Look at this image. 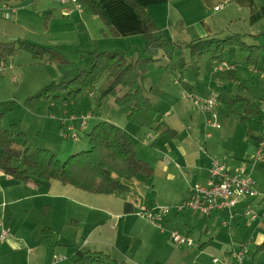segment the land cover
Listing matches in <instances>:
<instances>
[{"label":"crops","instance_id":"obj_1","mask_svg":"<svg viewBox=\"0 0 264 264\" xmlns=\"http://www.w3.org/2000/svg\"><path fill=\"white\" fill-rule=\"evenodd\" d=\"M135 1L143 6L158 34L176 44L173 68L166 67L168 62L160 63L159 55L163 56L162 53H158V60L150 64V71L154 69L158 78H164L172 84V91L166 93L161 87L155 93L152 83L149 94L143 88L153 106V95L165 97L159 105L164 104V108L169 111L163 114L168 120L164 123L172 129L173 137L147 129V132L153 131L162 138L160 144L156 145L157 141L153 136V145L161 149V159L153 164L154 168L150 166L153 169L151 175H139L129 183V191L121 194L87 192L57 181H51L47 186H37L32 182H19L0 170V231L9 228L8 236L0 240V264H49L54 256H63L54 264H72L79 250L101 252L128 264H223L225 260L234 262L231 251L239 242L244 243L247 249L243 264H264V248H260L264 241V158L258 162L253 161L257 145L264 141V73H257L247 66L245 55L242 70L246 73L247 85L239 81V65L233 59H211L208 66L209 78L200 75L199 70L189 64L190 61L185 62L180 58L183 65L179 66V61L174 60L177 48L188 50L186 43L200 37H223L240 33L244 35L245 41L253 40V37L264 31V0H230L222 8H216L220 0ZM7 3L10 4L9 0ZM56 3L58 8L44 10L43 22L42 11L35 10L32 4H17L11 14H14L18 25L4 24L0 29V37L4 39L6 36H17L39 45L55 47L62 52H78L79 64L87 61L90 63L91 52L107 49L122 50L131 60L146 56L143 52L146 24L127 0L97 1L107 24L83 3L81 11L70 1ZM66 8L71 10L68 16L63 15V9ZM86 9L100 19L106 30L100 29L97 33L91 30ZM36 21L39 22V27L33 30L30 23L35 25ZM76 32L83 34L82 39L69 36ZM15 59L16 57H11L4 63L5 66L8 64V68L4 75L0 74V92L8 85L7 88L11 87L10 92L17 94L28 83L29 76L18 71L17 65L22 62L16 64ZM217 62L231 64L232 74L227 75V69L214 70ZM51 68L48 75L42 77L43 83L67 75L63 74L66 70L54 71V68H59L57 65ZM190 68L192 75L186 80H181V76H178L180 83L170 74L175 69L189 71ZM14 74H18L17 78ZM215 76L217 82L213 80ZM13 79H16L14 86L10 83ZM108 83L107 79L105 86ZM177 85L180 96L189 100L196 108L195 113L200 114H190L191 122L187 125L180 123L176 128L174 125L177 121L172 113L176 109V89L173 86ZM182 91L203 97L215 95L213 113L220 127L206 125V116L191 99L182 96ZM233 91L236 93L232 95ZM31 92L32 90L24 92L23 99ZM237 94L246 96L255 104V116H247L239 104L229 102ZM222 95H225L224 108L230 107L236 113L237 106L241 108L242 112L238 113L237 120L230 119L229 116L225 119L219 114V99ZM89 96H93L92 91ZM5 99L0 98V103ZM75 101L44 102L37 109H43L44 112L48 108L53 111L48 112L49 117L56 118L54 120L59 123L62 134L66 126H71L76 133L88 127L89 130L96 123L95 114H86L89 116L83 119L85 115L81 114L80 109H75ZM186 105L187 103L182 102L178 109L181 110ZM99 117L100 120H105L103 116ZM247 117L250 119H246ZM110 122L117 124L115 121ZM130 131L127 134L124 130L128 137L130 135L138 139L136 144L133 142L136 152V148L140 146L138 129ZM147 135L148 133L145 134L146 137ZM78 147L80 146H75L73 151H77ZM144 157H149V154ZM213 159L225 164L231 174L244 169L254 180L258 193L251 201L257 212L254 219H249L244 213L247 203L244 198H240L229 211L224 209L209 215L193 212L188 208L177 209L189 197L190 187L205 181ZM149 180H152L151 187L158 184L162 189L164 186L168 194H160L155 202H149ZM157 205L168 206V212L160 214ZM149 208H153L154 216L162 229L140 215ZM45 227L50 231L49 242L40 238L41 230ZM173 229L189 237L197 246L175 243L170 234ZM191 231L193 234H190ZM213 258L218 261L213 262Z\"/></svg>","mask_w":264,"mask_h":264},{"label":"trees","instance_id":"obj_2","mask_svg":"<svg viewBox=\"0 0 264 264\" xmlns=\"http://www.w3.org/2000/svg\"><path fill=\"white\" fill-rule=\"evenodd\" d=\"M6 0H0V3ZM98 0H80L89 10L105 24L107 19L100 9ZM146 24L145 57L129 59L122 50H101L91 52V62L87 69H76L73 76L63 75L57 80L44 85L37 92L25 98L29 108L38 107L41 103L66 101L78 93L95 86L99 74L104 73L109 83L101 91L100 99L112 97L115 104L127 109V118L137 126L153 130L155 133L170 137L172 129L164 122L153 117L155 108L142 87V77L147 67L158 60V53L168 58L167 68H173V55L176 44L158 34L152 19L143 6L135 0H127ZM243 34L233 33L223 37L204 36L186 43L191 57L209 54L216 61L223 60L224 51L230 53V61L239 49L245 55V64L257 73H264V31L248 44ZM24 49L33 57V62L41 64L67 63L68 59L58 50L50 47H39L35 44L17 40L0 41V66L19 50ZM177 65H183L181 60ZM233 70L229 69L227 75ZM230 103L239 104L247 116H255V104L246 96L235 95ZM228 102V103H229ZM88 148L72 152L61 161L49 150L38 147L29 149L24 132L16 124L3 125V114L0 112V170L15 180L37 186L49 185L57 181L77 189L101 193L121 194L129 191V183L139 175L149 176L153 169L145 161L137 158L133 141L123 128L107 120L96 122L87 134ZM42 241L49 242L48 228L41 230ZM260 248H264V241ZM72 264H128L116 261L101 252L77 251Z\"/></svg>","mask_w":264,"mask_h":264},{"label":"rangeland","instance_id":"obj_3","mask_svg":"<svg viewBox=\"0 0 264 264\" xmlns=\"http://www.w3.org/2000/svg\"><path fill=\"white\" fill-rule=\"evenodd\" d=\"M78 1H79V3H81L80 0H78ZM9 2H10V4L7 3V0H6V1L1 2V4H0V29H2L3 25L6 23H9V24L14 23V25H18V23L14 19V14H11V9L16 8L15 6L17 4L19 5L21 3V4H23V6H26L27 4H32V6L35 10L42 11L41 22H43V16H45L44 10H46V8H49L50 10L58 8V3H56L58 1H55V0H9ZM7 8H9V16L6 18L4 16V13H5ZM85 11H86L85 13L88 14L89 20L91 21V23H90L91 27L90 28L92 31H96V33H97L100 29L106 30L105 26H103L102 22L100 21V19L98 17L93 15L87 9ZM36 19H38V16ZM30 27H33L34 28L33 30H37V28L39 27V22L36 21L35 25L30 23ZM69 36H73V37H77L79 39H82L83 34L81 32H79L77 34V32H76L74 34H70ZM2 38L3 37H0V41H7L10 39L17 40L19 37H17V36L8 37V36H6L4 39H2ZM24 41L30 42L28 40H24ZM260 42H261V40H259L257 42H253V40H251V41L246 40V43H248V44L260 43ZM30 43L35 44L36 46H39L42 48L49 46V45L43 46V45H39V44L33 43V42H30ZM53 48L58 50L55 47H53ZM58 51L67 57V59H68L67 63H61V64H57V63H54V64L35 63L32 60L33 57L30 54V52H28L24 49H19L14 53L15 56L13 55L12 57L13 58L16 57L15 63L16 62H22L19 65H17V66H19L18 71L23 73V74H26L27 77L29 76V80H28V83L26 84V87H23L21 89L20 93L19 92H17V94L11 93L10 92L11 87L9 86L7 88L8 85H6L4 89H2V92H0V96H1L0 98H6V99L0 103V112L3 114L4 126L8 127L11 124H16L24 132L25 142H26V145L29 149H36L38 147L45 148V149L49 150L50 152L54 153L59 160L64 161L65 159L68 158V156L72 152H75V151H73V150H75V148H74L75 146H80V147H78L79 149H77V151L84 150V149L88 148L87 134L92 127L89 130H88V128H89L88 127L85 130L83 129V130L77 131L78 136H79V138H77V139H70V138L63 137L62 129H61L59 123L55 122V120H54L56 118H50L49 117L48 112L52 113L53 111L49 110L48 108H46L44 112H43V109L38 110L37 107L29 108L24 103L25 99H23L24 92L32 90V92L29 93V95H31V94L37 92L38 90H40L44 85H46L47 83L52 81L51 80V81H48L46 83H43V79H42V77H44V76L46 77L48 75V73L51 71V69H52L51 66L55 67V65H57L59 67V68H54V71H57V70L61 71L62 70L64 72V70H66V72H64L63 74L66 73L68 76H73L76 69H80V68L87 69L89 67V64H90V63H88L89 61L81 63V64L78 63V61H79V58H78L79 53L78 52L68 53V51H65V52H62L60 50H58ZM140 55H142L141 52H140ZM89 56H90V59H92L91 54H89ZM222 57L224 59L229 58L230 53L228 51H224ZM159 58H160V63H167L168 62V59L164 56L159 55ZM180 58L182 60H184L185 62L190 61L189 64L194 65L199 70L200 75H204L207 78L211 77L209 70H208V66L211 62V58H210L209 54H201L198 56L191 57V54L185 48H181V49L177 48L174 60L176 62H178ZM243 58H244V53H242L239 49H236V54L232 59H233V61H235L239 65V70H238V72H240L238 75L239 81L242 82L243 84L247 85L246 73L244 72V70H242L244 67L242 65V59ZM10 59H11V57L8 59V61ZM90 62H91V60H90ZM156 65H158V64H156ZM150 67H151L150 65L147 67V71L145 72V74L142 77V87L147 89L146 93L149 94V86L151 85V83L154 84L153 90L155 93L158 90H160L161 87L164 89V91L166 93L169 90L172 91L170 89V86L172 84H169L168 82H166L164 78L163 79L161 77L158 78V76H157L158 73H156L154 71V69H152L153 71H150L151 70ZM0 68H1L0 74L4 75L5 74L4 71H7L8 64L6 66L4 65V68H3V65L0 66ZM72 70H74V71H72ZM52 72H53V70H52ZM170 74L172 76H174V78L177 80H179L178 76H181V80H183V79L186 80L189 75H192V72H191V68L189 69V71H183L180 69H175ZM13 76L15 78H17L18 74H14ZM34 77L36 78L35 80L33 79ZM59 78L60 77H58V79ZM171 79H172V77H171ZM47 80H49V79H47ZM106 80H107V78H106V75L104 73L99 74L97 79H96L95 86L92 89L83 90L80 93H78L74 98H70L68 100L73 101V102H74V100H76L75 104H74L75 109H80L82 115L94 113L95 114L94 115V117H95L94 121L96 120V122L100 120V118H101V117H99V115H100V116H103V118H105V120L117 122V124L119 126H121V128H123L127 134L131 133L130 129H133V128L138 129L137 134H138V137L140 140V146H139V148H136V150L138 149L136 151V156H137V158L145 161L146 163L149 162L148 163L149 166L154 168L153 164H155L157 160L161 159V156H160V150L161 149L159 146H156V145L160 144V141L162 139L161 136L154 134L153 131L147 132L146 128H143V127L137 126L134 123H131L127 118L126 107L119 106V105L115 104L112 97H104L102 99L99 98L101 91L105 88L104 86H105ZM199 80H200V78H199ZM213 80L215 82H217L216 76H215V78H213ZM15 81H16V79H13V81L10 82L11 85L14 86ZM206 81H207V79H206ZM179 83H180V80H179ZM173 87H174V89H176V92H175V97H176L175 98V101H176L175 108L176 109L173 111L172 114H173L174 120L177 121L176 125H174L177 128V126L180 125V123H183V125H187L188 122H191L189 120L190 114L191 115H198L199 112L195 113L196 112L195 106H193V104L189 100L184 99L183 97L180 96V94H179L180 90H179L178 85L173 86ZM90 91L93 92L92 97L89 96ZM234 93H236V91H233L232 95ZM224 96L225 95H222V97L219 99V102H220V107L218 109L219 114L225 119L229 116L230 119L237 120L238 119V113L240 114L242 112L241 108L239 106H237L238 113L233 112L230 107L224 108V101H225ZM153 97L155 100L154 107L156 109L153 113L154 119H156L158 121H162V122L168 121L167 119H165L163 114H164V112H169V111H167L166 108H164V104L159 105V103H161V101H162L161 99L165 98V97H163V95L161 96V98H159L158 95L157 96L153 95ZM158 100H159V102L157 103ZM182 102L187 103V105L184 106L183 108H181V110H180V109H178V106L180 104H182ZM57 103H59V101H57ZM97 114H99V115H97ZM225 114L227 116H224ZM246 119H250V118L247 117ZM89 122L92 123L93 120H89ZM149 132L151 135H153L155 137L154 139H156V141H157L156 145H153V142H154L153 138H149L148 137L149 135H147V137L145 136V134L146 133L149 134ZM207 134H209V133H207ZM129 137L133 138L130 135H129ZM163 138H166V136H163ZM132 140L136 144L138 139L133 138ZM82 144H84V145H82ZM201 150H203V148ZM146 154H149V157H144V156H146ZM146 160H149V161H146ZM149 181L151 182V183H149V195H148L149 196V202H155V200L158 199L160 194H164V195L168 194L167 189L164 186H162V189H160V186L158 184L156 187L155 186L151 187L152 180H149ZM161 197H163V196H161ZM160 206H165V205H160ZM157 207H159V206L157 205ZM172 210H173V208H171V211ZM143 211H144V213L150 212L153 217L155 215L153 208H149V210L145 209ZM190 234H193L192 231L190 232Z\"/></svg>","mask_w":264,"mask_h":264},{"label":"built area","instance_id":"obj_4","mask_svg":"<svg viewBox=\"0 0 264 264\" xmlns=\"http://www.w3.org/2000/svg\"><path fill=\"white\" fill-rule=\"evenodd\" d=\"M58 2L65 3L70 1L74 7L81 11V3L78 0H57ZM230 0H220V3L216 8L224 7ZM3 6V5H2ZM14 8L11 9V13ZM70 9H63V15L68 16ZM4 16H9V8L6 9ZM232 65L227 62H217L214 66L216 71H224V69H231ZM182 96L187 97L193 101L197 108L206 116L205 124L213 128H219L220 124L216 120V115L213 113V108L216 103V96L203 97L201 95H193L182 91ZM89 115H85L83 119H86ZM209 116V117H208ZM149 138H153V135L148 134ZM209 135V134H207ZM63 137L70 139H77L78 135L71 126H66L63 131ZM264 158V141L257 145L255 155L253 157L254 162H258ZM257 195L254 180L245 173L244 169L240 172L231 174L226 165L217 159H213L208 167V174L203 183H196L190 187L189 197L177 208H188L190 211L199 212L203 215H209L213 212L227 209L228 211L236 205L240 198L247 200L244 213L248 215L249 219H254L257 216V212L251 204L252 199ZM157 210L160 214L168 212L169 207L159 206ZM140 215L156 225L159 228H163L160 223H157L156 216L152 214L141 212ZM9 234V228H3L0 231V240H4ZM172 240L177 244H186L187 246L196 247L197 244L193 242L189 237L182 234L179 230L173 229L170 232ZM247 249L245 244L239 242L234 246L231 251V257L234 262L225 260L223 264H243ZM63 256H54V260L49 264H54L57 260L62 259ZM213 262H217V258L212 259Z\"/></svg>","mask_w":264,"mask_h":264}]
</instances>
